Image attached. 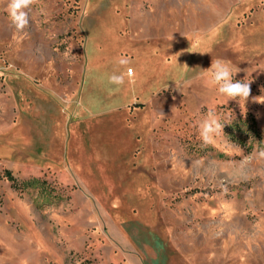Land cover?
<instances>
[{"label":"rangeland","instance_id":"rangeland-1","mask_svg":"<svg viewBox=\"0 0 264 264\" xmlns=\"http://www.w3.org/2000/svg\"><path fill=\"white\" fill-rule=\"evenodd\" d=\"M7 4L0 264H264V0H36L22 32Z\"/></svg>","mask_w":264,"mask_h":264},{"label":"clouds","instance_id":"clouds-1","mask_svg":"<svg viewBox=\"0 0 264 264\" xmlns=\"http://www.w3.org/2000/svg\"><path fill=\"white\" fill-rule=\"evenodd\" d=\"M35 3L36 0H8L7 12L11 23L18 32H22L29 26V12ZM116 63L124 67L130 63V60L126 57H120ZM239 71V68L233 71L229 63L221 59L212 60L210 68L202 70L207 77L205 80L207 87L216 88L218 93L227 97L228 100L238 99L240 101V99L246 100L250 96V82H245L244 80L234 81V76ZM126 76L131 81V78L134 76L132 68H127L126 72H120V74L113 72L108 77V82L120 86L125 83ZM199 128V137L206 144L212 141L214 135L223 132V125L219 122L218 117L213 111L207 113ZM260 155L264 156V152H261Z\"/></svg>","mask_w":264,"mask_h":264},{"label":"trees","instance_id":"trees-1","mask_svg":"<svg viewBox=\"0 0 264 264\" xmlns=\"http://www.w3.org/2000/svg\"><path fill=\"white\" fill-rule=\"evenodd\" d=\"M6 176L8 180L11 181L15 185V187L20 188V186L16 184L17 183L16 179L12 176L10 172H7Z\"/></svg>","mask_w":264,"mask_h":264}]
</instances>
